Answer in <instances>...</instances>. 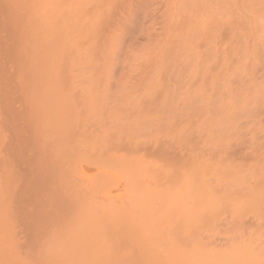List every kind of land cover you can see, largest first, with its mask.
<instances>
[{
  "label": "rangeland",
  "instance_id": "obj_1",
  "mask_svg": "<svg viewBox=\"0 0 264 264\" xmlns=\"http://www.w3.org/2000/svg\"><path fill=\"white\" fill-rule=\"evenodd\" d=\"M92 2L27 93L57 171L25 213L0 101V242L31 264H264V0Z\"/></svg>",
  "mask_w": 264,
  "mask_h": 264
},
{
  "label": "bare ground",
  "instance_id": "obj_2",
  "mask_svg": "<svg viewBox=\"0 0 264 264\" xmlns=\"http://www.w3.org/2000/svg\"><path fill=\"white\" fill-rule=\"evenodd\" d=\"M94 5L92 0H0V101L4 102L3 115L11 132L9 156L19 162L21 177L34 173L36 176L27 179L16 193L22 213L31 211L46 191L44 181L57 171L56 162L49 161L50 153L35 148L37 141L32 133L37 132L38 125L31 119L36 111L28 105L27 93L45 76L48 66L61 64V48H68L73 38L85 34L82 20L100 7ZM13 93L17 97L10 98ZM27 149L32 150L30 155L26 154ZM36 161L41 168L30 170ZM46 163L48 169L42 168ZM105 171L102 175H106ZM76 173L86 174L81 165H77ZM42 215V211L31 212V223ZM18 251L16 243L0 242V264H31L32 259L22 258Z\"/></svg>",
  "mask_w": 264,
  "mask_h": 264
}]
</instances>
